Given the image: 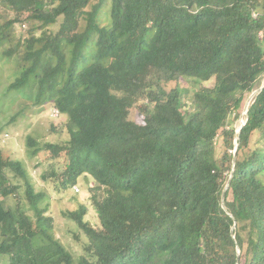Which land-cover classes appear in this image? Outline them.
I'll return each instance as SVG.
<instances>
[{"label":"trees","instance_id":"16d2710c","mask_svg":"<svg viewBox=\"0 0 264 264\" xmlns=\"http://www.w3.org/2000/svg\"><path fill=\"white\" fill-rule=\"evenodd\" d=\"M92 1L4 0L16 18L0 26V45L12 26L41 23L10 51L20 62L10 89L67 117L69 141L41 148L29 138L30 154L49 149L65 186L88 178L100 223L85 220L86 205L69 214L87 239L76 258L55 237L47 194L1 151L0 256L8 264H264V90L239 135L231 123L264 76V0H98L87 12ZM182 80L214 86L189 97ZM14 199L15 209L6 206Z\"/></svg>","mask_w":264,"mask_h":264},{"label":"rangeland","instance_id":"374dc122","mask_svg":"<svg viewBox=\"0 0 264 264\" xmlns=\"http://www.w3.org/2000/svg\"><path fill=\"white\" fill-rule=\"evenodd\" d=\"M97 3L98 0H93L86 11H92ZM106 9L107 11L101 14L103 22L109 18V6ZM27 15L26 13L25 17ZM15 18L16 12L4 0H0V26H4ZM40 24V22L35 21L31 25L29 23L28 25L19 23L12 26L9 41L0 45V152L2 151L6 158L11 157L25 164L36 191L47 194V202L50 204L47 215L55 219V237L65 244L78 258L84 252L83 248L87 239L69 214L81 208L82 205H86L89 212L85 220L90 221L95 226H98L100 223L96 209L90 201V185L86 184L85 178H80L77 184L74 185L78 186L79 192L74 189V186H65L60 171V163L53 161L54 155L49 149L39 151L36 156H31L30 154L37 147L42 148L47 143L59 145L67 143L70 139L66 126L67 117L64 115L54 117L52 113L54 109L50 103L38 106L36 100L34 98L30 99L28 93H25V91L10 89V85L19 77L20 72L18 54L10 51L26 35L30 26H38ZM85 25V19L81 15V30H84ZM59 26L54 25L47 30L56 32ZM263 85L264 76L256 85L255 91ZM179 86L186 89V94L189 97H193L196 92L214 86V80L197 84L193 81L182 80ZM244 111L245 107L231 119V123L238 130L247 120V116L243 115ZM132 118L139 123L143 121V117L135 110L132 112ZM29 138H32L37 143V147H29ZM237 143L235 142L236 146ZM221 144V141L218 142L219 146ZM233 152L235 154V151ZM262 177L264 181V174ZM10 178H13V184H20V179L16 178L14 173L10 174ZM21 194V204L26 207L29 212L28 215L33 218L35 213L30 209V204L26 197H24L23 188H21ZM5 204L6 206H11L13 209L17 207L15 199L10 201L5 200ZM0 264H8V258L0 256Z\"/></svg>","mask_w":264,"mask_h":264},{"label":"water","instance_id":"95a60500","mask_svg":"<svg viewBox=\"0 0 264 264\" xmlns=\"http://www.w3.org/2000/svg\"><path fill=\"white\" fill-rule=\"evenodd\" d=\"M263 90H264V85L256 91V96H257L258 94H260ZM256 96H255V97H256ZM255 97H254V98H255ZM254 98H253V99H254ZM252 101H253V100H252ZM252 101H251V102H252ZM250 105H251V103H249V100H248L247 103H246V106H245L244 114H243L244 116L246 115L247 118H248V110H249ZM245 126H246V122L243 123V125L241 126V128L237 131L238 135L241 133V131L243 130V128H244ZM237 140H239V136H238V139H237ZM238 149H239V143H237V146H236V149H235V154H234V159H233V172H232V175H231V178H230V179H232L233 176H234L235 166H236V160H237V151H238ZM86 182H89V179H88V178H86ZM228 188H229V183H228L227 187L225 188L224 193H223V196H222V206H223V208H224L225 210H226V206H225V192L228 190ZM234 228H235V227H234ZM238 252H239V254H240V250H238Z\"/></svg>","mask_w":264,"mask_h":264},{"label":"built area","instance_id":"2783aa9c","mask_svg":"<svg viewBox=\"0 0 264 264\" xmlns=\"http://www.w3.org/2000/svg\"><path fill=\"white\" fill-rule=\"evenodd\" d=\"M253 16H254L255 18H257V17H258V15H257V14H254ZM261 37H262V35H261ZM52 113H53V116H54V117H59V115H60V114H59V111H58V110H56V109H55V110H53V112H52ZM76 191H78V189H76Z\"/></svg>","mask_w":264,"mask_h":264},{"label":"bare ground","instance_id":"6f19581e","mask_svg":"<svg viewBox=\"0 0 264 264\" xmlns=\"http://www.w3.org/2000/svg\"><path fill=\"white\" fill-rule=\"evenodd\" d=\"M256 96V91L251 95V97L249 98V103H251V101L253 100V98Z\"/></svg>","mask_w":264,"mask_h":264},{"label":"clouds","instance_id":"9594fccd","mask_svg":"<svg viewBox=\"0 0 264 264\" xmlns=\"http://www.w3.org/2000/svg\"><path fill=\"white\" fill-rule=\"evenodd\" d=\"M55 110V109H54ZM53 112V111H52ZM85 181H86V178H85ZM88 182H86V184H87ZM74 189L76 190V189H78V191L77 192H79L80 190H79V188H78V186H74Z\"/></svg>","mask_w":264,"mask_h":264}]
</instances>
